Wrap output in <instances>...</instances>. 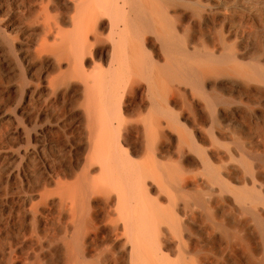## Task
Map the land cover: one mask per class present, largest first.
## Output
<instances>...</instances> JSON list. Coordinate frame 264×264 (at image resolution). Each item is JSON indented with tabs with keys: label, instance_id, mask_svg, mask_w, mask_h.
Returning <instances> with one entry per match:
<instances>
[{
	"label": "bare ground",
	"instance_id": "bare-ground-1",
	"mask_svg": "<svg viewBox=\"0 0 264 264\" xmlns=\"http://www.w3.org/2000/svg\"><path fill=\"white\" fill-rule=\"evenodd\" d=\"M225 3L0 0V264H264V54Z\"/></svg>",
	"mask_w": 264,
	"mask_h": 264
},
{
	"label": "rangeland",
	"instance_id": "rangeland-1",
	"mask_svg": "<svg viewBox=\"0 0 264 264\" xmlns=\"http://www.w3.org/2000/svg\"><path fill=\"white\" fill-rule=\"evenodd\" d=\"M223 1H226V3L224 4V5H226L227 7L226 8H228V6H229V11L231 12V10H230V8L232 9V13H233V11H235V14L233 15L232 13L230 14L229 12H228V9H226V11H227V13H226V16L228 17H230V15H233L234 17L233 18H235L236 17V15H237V20H236V18L235 19H233L234 21H239L238 23H240L241 21H242V24H244L243 25V31H244V35H245V39H246V32L248 33V36H249V38H248V36H247V40H246V42H244L245 41V39H244V41H242L243 42V44L245 43V44H247V42L248 43H250V44H253V46L255 47V51H256V54H258V55H260V54H264V30H263V28H264V5H263V7L261 6L259 9L260 10H258L259 12H258V15H257V13H256V18L254 17V16H251V15H248L247 14V12H244V10L242 9L241 11H240V9H241V6H240V1L239 0H236L235 1V4H234V0L232 1V0H223ZM231 1V2H230ZM231 4H230V3ZM237 2H239L238 4H236ZM264 2V0H262V3ZM228 4H230V5H228ZM264 4V3H263ZM235 5H237L236 7H235ZM234 8H235V10H234ZM244 12V13H243ZM228 14H230V15H228ZM213 19H215V21H214V25L213 26H215V28L217 29V31H219L220 32V28H218V23H220L223 19L221 18V17H218V15H216L215 14V12L213 13ZM240 15V16H239ZM215 16H217L218 17V19L215 17ZM227 17H225L227 20L228 19H230L229 17L227 18ZM241 17V18H240ZM252 17H254L256 20H260V19H262V20H260L261 22H262V24L263 25H261V22H260V24L253 18L252 20H254V21H252V20H250ZM232 18V17H231ZM249 18V19H248ZM260 18V19H259ZM240 25H241V23H240ZM263 26V28L261 27V26ZM244 26H245V28H244ZM211 27V26H210ZM247 27V28H246ZM210 31V30H209ZM246 31V32H245ZM204 32H208V30L207 31H204ZM203 32V33H204ZM212 32V31H211ZM253 37V38H252ZM251 38V39H250ZM239 41V40H238ZM239 42H241V41H239ZM241 42V43H242ZM239 45H242V44H239V43H237V46H236V50H240L241 49V46H239ZM240 48V49H239ZM19 102V97L18 96H16L14 93H9L6 89H5V87L4 86H1L0 85V105H2V106H7V109L9 110V111H12L13 110V108H14V105L16 104V103H18ZM15 124V123H14ZM8 129V126L7 127H4V129H2V133L4 134V132L6 131ZM2 133H0V136H2L3 134ZM2 134V135H1ZM0 175H1V171H0ZM0 178H1V176H0ZM0 209H1V206H0ZM0 214H1V210H0ZM1 217V216H0Z\"/></svg>",
	"mask_w": 264,
	"mask_h": 264
}]
</instances>
